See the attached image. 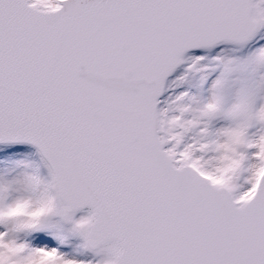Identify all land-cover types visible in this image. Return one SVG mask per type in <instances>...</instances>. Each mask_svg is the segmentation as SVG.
Masks as SVG:
<instances>
[{
    "label": "snow or ice",
    "instance_id": "obj_1",
    "mask_svg": "<svg viewBox=\"0 0 264 264\" xmlns=\"http://www.w3.org/2000/svg\"><path fill=\"white\" fill-rule=\"evenodd\" d=\"M0 264H264V0H0Z\"/></svg>",
    "mask_w": 264,
    "mask_h": 264
}]
</instances>
